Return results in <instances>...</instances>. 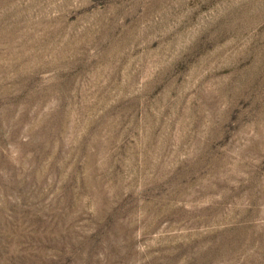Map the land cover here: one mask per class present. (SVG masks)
I'll use <instances>...</instances> for the list:
<instances>
[{
	"label": "rangeland",
	"instance_id": "rangeland-1",
	"mask_svg": "<svg viewBox=\"0 0 264 264\" xmlns=\"http://www.w3.org/2000/svg\"><path fill=\"white\" fill-rule=\"evenodd\" d=\"M0 264H264V0H0Z\"/></svg>",
	"mask_w": 264,
	"mask_h": 264
}]
</instances>
